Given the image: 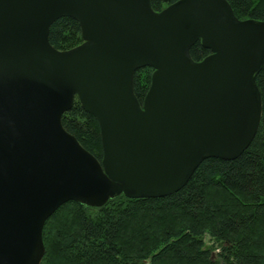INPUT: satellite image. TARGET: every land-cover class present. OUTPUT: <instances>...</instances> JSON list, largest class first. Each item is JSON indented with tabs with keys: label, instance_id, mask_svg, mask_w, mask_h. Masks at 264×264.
<instances>
[{
	"label": "water",
	"instance_id": "1",
	"mask_svg": "<svg viewBox=\"0 0 264 264\" xmlns=\"http://www.w3.org/2000/svg\"><path fill=\"white\" fill-rule=\"evenodd\" d=\"M170 2L171 0H163ZM63 16L84 42L49 40ZM201 40L211 54L194 61ZM152 66L141 104L137 69ZM264 21L228 0H0V264H41L63 204L164 197L208 157L234 159L262 119ZM100 125L103 161L63 125L75 99Z\"/></svg>",
	"mask_w": 264,
	"mask_h": 264
},
{
	"label": "trees",
	"instance_id": "2",
	"mask_svg": "<svg viewBox=\"0 0 264 264\" xmlns=\"http://www.w3.org/2000/svg\"><path fill=\"white\" fill-rule=\"evenodd\" d=\"M175 1L151 4L161 11ZM228 2L240 20L264 21V0ZM49 40L60 50L80 45L84 39L79 21L69 16L57 19ZM210 54L201 40L190 49L194 61ZM153 72L152 66L135 72L134 91L141 104ZM256 84L262 119L240 156L204 159L182 189L164 197L121 194L101 207L66 202L45 223L41 264H264V66ZM62 121L103 161L99 122L78 98Z\"/></svg>",
	"mask_w": 264,
	"mask_h": 264
},
{
	"label": "rangeland",
	"instance_id": "3",
	"mask_svg": "<svg viewBox=\"0 0 264 264\" xmlns=\"http://www.w3.org/2000/svg\"><path fill=\"white\" fill-rule=\"evenodd\" d=\"M214 256H215L214 258H217V254H215Z\"/></svg>",
	"mask_w": 264,
	"mask_h": 264
}]
</instances>
